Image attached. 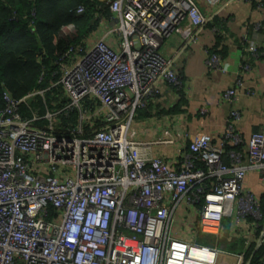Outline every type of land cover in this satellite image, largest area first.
<instances>
[{
    "label": "built area",
    "instance_id": "obj_1",
    "mask_svg": "<svg viewBox=\"0 0 264 264\" xmlns=\"http://www.w3.org/2000/svg\"><path fill=\"white\" fill-rule=\"evenodd\" d=\"M100 1L95 33L77 40L73 25L61 28L54 44L68 45L45 86L21 99L3 92L0 264H226L219 239L232 210L252 217L254 231L264 222L258 198L244 188L249 170L264 181V127L252 134L244 165L241 113L232 107L221 144L198 135L179 171L152 151L169 141L140 140L133 127L161 88L178 94L183 86L165 43L184 51L207 28L222 38L215 26L222 8L203 11L197 0ZM248 50L259 53L256 45ZM206 66L225 73L214 50H206ZM237 96L230 88L223 100L233 106ZM183 198L200 208L191 242L171 236Z\"/></svg>",
    "mask_w": 264,
    "mask_h": 264
},
{
    "label": "crops",
    "instance_id": "obj_2",
    "mask_svg": "<svg viewBox=\"0 0 264 264\" xmlns=\"http://www.w3.org/2000/svg\"><path fill=\"white\" fill-rule=\"evenodd\" d=\"M203 11L221 9L215 26L223 28L224 36L216 38L210 28L205 29L196 44L180 51L171 41L165 43V56L176 58L177 72L183 78L178 94L170 88H161L156 105L149 116H138L135 131L143 141L169 143L156 144L152 151L160 156L172 171L183 167L182 155L189 142L198 135H205L219 146L227 130L231 108L241 113L236 128L243 139L240 148L244 154L243 164L248 163V147L254 132L264 127V0L231 1L197 0ZM225 6V7H223ZM173 41H177L176 36ZM257 46L259 53H252L250 46ZM206 50H214L222 56L224 74H213L206 66ZM236 82L241 85L237 86ZM235 88L238 94L233 106L223 100V93ZM134 125V123H133ZM179 135L181 137H179ZM244 188L250 191L264 207V181L257 170H249ZM167 203L172 205L169 198ZM200 217L198 205H191L183 198L174 208L171 236L191 242L196 234ZM253 218L239 215L237 207L224 220L219 247L229 256H221L226 264H247L263 243L261 227L252 229ZM251 254V256H249ZM253 256V257H252ZM252 260V259H251Z\"/></svg>",
    "mask_w": 264,
    "mask_h": 264
},
{
    "label": "trees",
    "instance_id": "obj_3",
    "mask_svg": "<svg viewBox=\"0 0 264 264\" xmlns=\"http://www.w3.org/2000/svg\"><path fill=\"white\" fill-rule=\"evenodd\" d=\"M100 3V0H0V111L5 107L4 91L21 99L46 85L44 82L55 68L56 54L65 51L68 45L64 39L54 44L62 27L73 25L77 40L101 27L95 20ZM81 6L85 11L77 15ZM151 107L139 111L138 116H149ZM262 211L264 215V207ZM260 229L263 233L264 227ZM261 240L263 243H259L251 264L264 262V234Z\"/></svg>",
    "mask_w": 264,
    "mask_h": 264
},
{
    "label": "rangeland",
    "instance_id": "obj_4",
    "mask_svg": "<svg viewBox=\"0 0 264 264\" xmlns=\"http://www.w3.org/2000/svg\"><path fill=\"white\" fill-rule=\"evenodd\" d=\"M135 124H137V120L134 122V125H133V127H135Z\"/></svg>",
    "mask_w": 264,
    "mask_h": 264
},
{
    "label": "water",
    "instance_id": "obj_5",
    "mask_svg": "<svg viewBox=\"0 0 264 264\" xmlns=\"http://www.w3.org/2000/svg\"><path fill=\"white\" fill-rule=\"evenodd\" d=\"M253 257V256H252ZM252 259V258H251ZM251 259H250V261L249 262H247V264H251Z\"/></svg>",
    "mask_w": 264,
    "mask_h": 264
},
{
    "label": "bare ground",
    "instance_id": "obj_6",
    "mask_svg": "<svg viewBox=\"0 0 264 264\" xmlns=\"http://www.w3.org/2000/svg\"><path fill=\"white\" fill-rule=\"evenodd\" d=\"M193 252H194L195 256H197V253H196V251H193Z\"/></svg>",
    "mask_w": 264,
    "mask_h": 264
}]
</instances>
